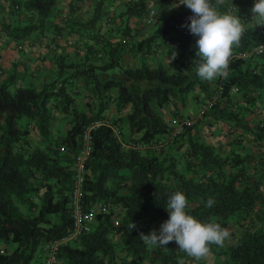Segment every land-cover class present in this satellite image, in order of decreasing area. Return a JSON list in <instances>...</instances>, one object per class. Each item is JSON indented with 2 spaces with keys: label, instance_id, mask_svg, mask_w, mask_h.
<instances>
[{
  "label": "trees",
  "instance_id": "obj_1",
  "mask_svg": "<svg viewBox=\"0 0 264 264\" xmlns=\"http://www.w3.org/2000/svg\"><path fill=\"white\" fill-rule=\"evenodd\" d=\"M59 1L24 0L22 5L13 0V15L23 12L26 20H36L21 25L17 17V24L12 20L0 22L2 29L19 42L34 32L43 34ZM113 1L95 0L88 21L67 23L70 32L85 33L103 46L105 63H88L92 52L89 49L82 62H66L65 57L57 54L55 75L42 87L30 83L12 90L14 75L0 83V247L7 246L0 251V264H40L44 244L71 232L69 188L74 155L80 150L84 129L93 120L104 118L102 111L112 97L117 110L131 104L124 118L127 129L140 133L131 139L146 147L125 146L109 124L92 128L93 149L82 185L84 209L91 210L104 202L120 206V211L97 212L92 226L77 239L59 244L57 258L65 264H205L202 258L196 260L181 251L175 241L149 248L140 238V233L158 231L169 219L165 206L169 196L179 191L186 195L189 214L204 223H219L234 234L223 246L210 245L209 254H223L224 261L230 264H264V186L261 188L260 184H264V153H254L243 144L246 141L251 146L252 140H256L258 148H262L260 144L264 143V114L257 107L264 95V55L249 60L236 57L237 52L260 42L255 29L241 21L246 31L239 46L233 47L228 76L214 78L211 87L198 76L197 66H192V57L188 56L198 39L184 26L191 23L188 18L193 13L189 8H180L155 23L151 35L139 45L148 52L159 40H166L172 69L161 63L125 67L121 47L103 44L97 33L103 11ZM212 2L215 4L216 0ZM236 2L237 10L243 12L256 0ZM229 6L218 5L217 11L226 14ZM2 10L0 5V13ZM125 14L144 17L147 0L129 2ZM82 63L84 67L80 66ZM73 67L75 71H68ZM118 68L120 76L105 75ZM91 79L99 104L89 115L74 106L73 82L87 84ZM195 84L203 92V103L217 92L205 107L203 117L208 124L212 125L213 119L232 127L227 132L233 134L231 140L242 145L243 150H223L202 139L198 121L184 125L168 147H156L160 136L169 130L167 120L157 108L167 102L182 101ZM112 90L116 91L115 96ZM237 99L242 102L238 104ZM87 106L92 109L90 103ZM53 107L72 114L70 126L57 136L52 128ZM111 123L124 131L119 120ZM31 125L38 130L43 146H32L28 137ZM60 146L66 147V151L62 152ZM253 161L258 162L261 172L248 171L246 164ZM41 194V200L35 201ZM210 198L214 200L211 208L205 206ZM117 214L121 218L120 235L115 228ZM132 221L137 227L129 232L126 225Z\"/></svg>",
  "mask_w": 264,
  "mask_h": 264
},
{
  "label": "crops",
  "instance_id": "obj_2",
  "mask_svg": "<svg viewBox=\"0 0 264 264\" xmlns=\"http://www.w3.org/2000/svg\"><path fill=\"white\" fill-rule=\"evenodd\" d=\"M6 1L7 0H0V5L3 6L0 16L2 18L1 22L13 20L14 17L19 16L18 14L13 15L14 12L8 9L9 6L6 4ZM131 1L134 0H114L105 7L104 20L100 22L97 32L100 36V38L98 37L99 40L101 41L102 39L103 44H118L121 47L122 63L125 67H136L141 63H147L149 65L161 63L172 69L174 64L171 56H168L166 52V40L158 42L148 52L144 51V48L139 45L143 39L151 35L150 31L154 29L153 25L160 19L168 16V14L172 15L180 8L187 7L179 4V0H147V14L144 17H128L125 14V10L128 3ZM94 3L95 0H80L78 2H75L74 0H60L55 13L46 24L44 33L38 35L37 38L33 37L34 39L29 44H22L25 40L19 42L10 38L7 35V32L0 27V83L7 82L14 75L15 77L12 86L15 89L21 85H27L30 83L35 84L37 87H42L44 83L48 82L55 75L57 67L55 64V57L57 54L65 57L66 62H71L72 60L70 57L73 55L72 53H74L76 54V61L80 60L82 62L89 49V51L92 52L88 63L95 62L96 65L105 63L107 57L102 49L103 46L85 33L79 35L75 32H70L68 29L70 24L67 25V23H71L74 20L83 22L88 21L93 14ZM154 3L156 6H154ZM174 4H178L179 6L174 8L171 7ZM231 4L236 5L237 9H239V4L236 0H224L223 4L220 5L227 7ZM253 6L254 4L249 8H245L243 12L236 10L231 13L239 15L241 21H244L247 26L256 30L260 25L252 19L253 14L251 8ZM24 19H27V15L21 14L19 20L23 21ZM19 46H21V48ZM78 50H80V53H78ZM196 51L197 49L193 47L190 54H188V56L190 55L192 57L191 63L193 67L197 66V62L195 61L197 59ZM84 64L82 63L80 66L84 67ZM68 71H75V67ZM121 74V70L118 68L108 71L105 75L107 77H118ZM76 81L73 82V85L75 86V92L73 93L75 96L74 106L77 110H83L91 115V110H95L99 104L98 98L95 97L97 94L92 79L88 80L87 84L81 83V81L79 82L78 80ZM208 82L209 86L213 87V80ZM192 92L193 95L191 98L186 97L182 101L177 100L174 104L167 102L162 107L157 108L169 125L168 132L165 135L160 136L161 142L159 141L157 144L168 147L169 143H171V141L179 134L175 133L180 125L179 122H181L182 119L189 117L192 118L193 125L197 121L199 122L201 126L199 134H201L202 139L211 142L223 150H228L230 148H235L239 151L243 150L242 147H240L242 145L239 146L238 143L231 140L233 134L229 135L227 132V129H231L232 127L226 123L215 121L213 119L212 125L208 124L207 119L203 117V113L199 112V108L203 104V92L197 84H195ZM115 93L116 91L112 90V96H115ZM196 94H200V96L197 97L195 96ZM213 96L216 97L217 92L216 94H213ZM113 98L114 97L111 98L112 101L106 104L107 108L102 111L104 118L96 121L108 123L119 120V124L124 125L126 122L124 123L121 119L129 112L131 104L129 103L122 109L117 110ZM237 102L239 104L242 101L237 99ZM89 103L92 106V109L88 108L87 105ZM194 104H196V106H194ZM257 107H259L261 115L264 114V95L257 104ZM52 110L54 113L52 128L54 136H57L68 127V122L71 121L72 114L62 112L54 107ZM124 131V138L128 141H132V136H140V133H131L125 126ZM204 132L207 135L204 134ZM28 137L31 140L32 146H43L40 134L33 125L29 128ZM246 138L247 137H245V140ZM243 144L246 147L248 145L246 144V141L245 143L243 142ZM21 149L25 151L24 146H21ZM59 149L62 152L66 151V147L64 146H60ZM178 152L182 153L184 151L179 150ZM261 170L263 169H260V171ZM41 191L43 193V190ZM41 198L42 194L35 197V201L39 202ZM119 226L120 221L118 223L116 222L115 228L117 233L119 231ZM118 234L120 235V232ZM6 247L5 244H2L0 249L5 250ZM42 257L39 259L40 264ZM219 259L224 261V255L221 254L216 257L208 254L206 257L202 258L205 264H220L221 262L219 263L216 261H219ZM225 264H230V262Z\"/></svg>",
  "mask_w": 264,
  "mask_h": 264
},
{
  "label": "clouds",
  "instance_id": "obj_3",
  "mask_svg": "<svg viewBox=\"0 0 264 264\" xmlns=\"http://www.w3.org/2000/svg\"><path fill=\"white\" fill-rule=\"evenodd\" d=\"M223 2L224 0H216L214 4L212 0H179V4L193 13L188 18L191 23L184 26L198 37L194 45L197 49L195 61L197 74L203 80L212 81L218 76L227 78L233 47L239 46L246 31L239 15L231 12L220 14L217 11V6ZM178 6L174 4L171 7ZM251 12L252 19L258 25H264V0H256ZM213 204L214 200L210 198L205 206L211 208ZM188 207V200L183 192L170 195L165 206L169 219L161 224L158 231L154 229L149 234L140 233V238L149 248L167 246L169 242L175 241L181 251L196 260L209 254L210 245L223 246L230 236L229 230L222 228L219 223L199 221L186 211ZM126 227L131 232L137 225L132 221Z\"/></svg>",
  "mask_w": 264,
  "mask_h": 264
},
{
  "label": "built area",
  "instance_id": "obj_4",
  "mask_svg": "<svg viewBox=\"0 0 264 264\" xmlns=\"http://www.w3.org/2000/svg\"><path fill=\"white\" fill-rule=\"evenodd\" d=\"M18 8V4L16 5ZM237 10L236 5H230L228 7L229 12H235ZM256 33L260 39V42L255 46L251 47L249 50H244L236 53V57L243 58V59H252L253 57H257L260 55H264V28L259 27L256 30ZM236 87H232V91H235ZM216 98L215 96L209 98L205 103L201 105L199 108V112L203 113L205 107L209 105L213 99ZM102 123L106 122H99L93 120L90 122L86 128L84 129L82 136L80 137L81 147L79 152L74 155V174L72 176L71 185L69 188V205L71 207V213L73 216V227L71 232L57 240L48 241L43 246V257H42V264H65L60 261L59 258L56 256V250L61 242L67 240H74L77 239L87 228L91 227V225L95 221V214L101 211L111 212L114 211L115 213L119 212L120 206L112 204V203H104L99 202L92 206L91 210H85L83 206V189L82 185L85 180L87 174V161L91 155L93 149V138H92V128L96 127ZM180 125L177 128L178 130L175 131L176 134L180 133L181 128L184 125H191L193 123L192 118H185L179 122ZM116 136L122 140L125 146H137L139 148L146 147V145L141 143H136L135 141H128L123 138V129L121 126H117L111 122H108ZM159 144H156V147H159ZM118 223L119 221L116 220Z\"/></svg>",
  "mask_w": 264,
  "mask_h": 264
},
{
  "label": "rangeland",
  "instance_id": "obj_5",
  "mask_svg": "<svg viewBox=\"0 0 264 264\" xmlns=\"http://www.w3.org/2000/svg\"><path fill=\"white\" fill-rule=\"evenodd\" d=\"M17 1V0H16ZM12 3H13V0H7L6 1V4L9 6L8 7V9H10V10H13V8H12ZM19 3H22V5H23V3H24V0H19ZM11 5V6H10ZM154 6H156V4L154 3ZM23 10H25V9H23ZM25 12V11H24ZM22 15H24V13L22 12L21 13ZM170 14H168V16H169ZM0 16H1V13H0ZM17 17H19V16H17ZM17 17H15V19H13L12 21L13 22H15L16 24L18 23V22H16V21H14V20H16L17 19ZM25 18V17H24ZM165 18V17H164ZM163 19V18H162ZM35 17H33V18H29V20H26V19H24L23 21H21V20H19V22H21L20 24L21 25H27V24H32L33 22H35ZM102 20H104V11H103V19ZM2 21V18L0 17V22ZM159 21H161V19L159 20ZM14 24V23H13ZM2 23L0 24V27H2ZM156 24H154L153 25V27L155 26ZM46 28V27H45ZM152 31H153V29L150 31V34L152 33ZM38 33L37 32H34V33H32V35L31 36H29V37H27V38H25V39H23V40H25V42L24 43H22V44H29V43H31V41L34 39V38H37L38 37ZM34 37V38H33ZM164 40V39H163ZM162 40H159L158 42H161ZM23 47V46H22ZM26 48V47H25ZM73 55L70 57L71 58V60L72 61H75L76 62V59H75V57H76V54H74V53H72ZM69 60V59H68ZM95 63V62H94ZM13 81H11V83H10V88L12 89V90H15V88L12 86L13 85V83H12ZM193 95V92L191 91L189 94H188V96L187 97H190L191 98V96ZM209 99V98H208ZM207 99V100H208ZM206 100V101H207ZM205 101V102H206ZM194 106H196V104H194ZM193 106V107H194ZM123 116V115H122ZM124 118H125V116L123 117V120H124ZM264 121V120H263ZM124 123H125V120H124ZM264 124V123H263ZM124 126L126 127V128H128V126H127V124H124ZM123 132H125V131H123ZM204 134H206L205 132H204ZM207 135V134H206ZM123 138H124V135H123ZM126 139V138H125ZM128 139V138H127ZM132 141H135V140H133L132 139ZM136 143H140L139 141H135ZM252 144H251V146H252V148H251V146H250V143H248V147L252 150V152L254 151V153H257V154H260V153H264V143H262V144H260L261 146H262V148L259 146V148H258V145H259V143L258 142H256V140H252ZM256 142V143H255ZM257 147V148H256ZM248 148V149H249ZM250 151V150H249ZM258 162H256V161H253L252 162V164H246V168L248 169V171L251 173L254 169L256 170H258V173L259 172H261L260 171V168H258ZM263 178V177H262ZM261 184V188L264 186V184L261 182L260 183ZM264 205V204H263ZM117 213H119V212H117ZM119 216V214H117L116 215V217H115V220H117V221H120V218L118 217ZM230 234L232 235L233 233H231V231H230ZM229 236V238H227L226 239V241H225V243H227L228 241H231L232 240V238H233V236ZM234 235V234H233ZM224 243V244H225ZM0 250H2V249H0ZM217 262H221L220 264H225V263H227V262H225V261H221L220 259H219V261L218 260H216ZM157 264H158V262H157Z\"/></svg>",
  "mask_w": 264,
  "mask_h": 264
}]
</instances>
